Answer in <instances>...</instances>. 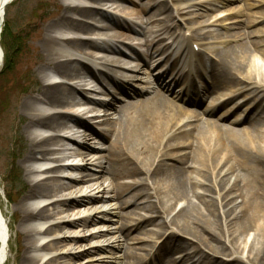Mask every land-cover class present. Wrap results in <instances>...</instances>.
Wrapping results in <instances>:
<instances>
[{
	"label": "bare ground",
	"instance_id": "6f19581e",
	"mask_svg": "<svg viewBox=\"0 0 264 264\" xmlns=\"http://www.w3.org/2000/svg\"><path fill=\"white\" fill-rule=\"evenodd\" d=\"M7 1L0 0V40ZM58 1L57 11L43 19L44 11L32 25L39 29L31 62L39 81L30 82L18 73L5 89L4 104L11 96L18 113L12 128L17 131V123H22L26 136L21 151L11 158L14 164L20 161L28 180L25 195L11 201L16 203L11 217L17 218L22 233L18 250L22 242L26 252L47 250L50 242L38 247L33 237L59 228L66 232L51 245H78L60 264L90 254L78 251L87 237L76 231L110 220L103 214H111L112 207L102 214L98 200L103 197H93L88 191L103 176L109 184L102 191L103 184L95 190L108 192L112 187L115 195L109 200L116 199L119 208L133 207L121 218L140 209L136 200L141 195H145L141 209L155 213L138 219L134 230L140 228L144 235L137 239L142 247L140 253L128 249L124 264H264V27L233 33L236 43L224 50L214 47L219 34L212 35L211 44L202 43L198 66L206 67L207 51L215 59L207 62L210 83L200 92L189 93L188 88H193L190 62L178 65L191 41L203 42L212 34L199 33L197 28L190 38L183 36L184 50L175 57L167 55L173 70L170 76L169 69L163 68L144 82L147 87H138L137 82H143L137 75L140 67L147 66L153 56L149 49L141 53L133 49L134 37L143 35L145 43L153 44L163 33L174 35L178 26H162L153 14L145 16L149 5L124 14V5L136 6L134 0ZM243 8L257 9L245 13L246 19L240 21L245 26L264 19V0H247ZM125 40L130 46L123 45ZM162 51L167 52L164 47ZM133 57L139 64L129 61ZM3 61L0 42V70ZM54 75L60 81L51 82ZM102 81L104 87L95 91ZM176 84L182 95L189 93L180 104L170 103L160 91ZM233 86L238 94L228 90ZM241 95L245 101L234 102ZM205 97L204 108L195 110ZM83 106L87 108L79 109ZM222 109L223 114L213 117ZM237 111L241 119L226 121L234 127L224 125ZM74 126L83 131H75ZM38 127L48 135L36 131ZM7 137L3 139L8 142ZM99 140L107 146H92V141ZM69 157L79 161L65 164ZM41 199L43 205L37 203ZM180 201L183 205L171 215ZM88 208L96 209L94 215L81 218ZM57 215L61 216L56 222L40 228ZM145 224L156 230L143 229ZM168 230L158 248L147 237L160 239ZM8 242V223L0 209V264L6 263ZM105 249L104 245L97 248ZM173 251H177L175 256ZM26 252L24 264H39L40 259ZM56 261L52 258L44 264Z\"/></svg>",
	"mask_w": 264,
	"mask_h": 264
},
{
	"label": "rangeland",
	"instance_id": "374dc122",
	"mask_svg": "<svg viewBox=\"0 0 264 264\" xmlns=\"http://www.w3.org/2000/svg\"><path fill=\"white\" fill-rule=\"evenodd\" d=\"M134 1L136 3V6H132L129 3H126L124 5V14L130 13L131 10L139 11L140 6L142 5H149V9L147 8L145 16L153 14L154 19L159 20V25L162 26L168 23L176 24L178 26V29L174 35L171 36L168 33H163L161 34L159 41H155L153 44L145 43V38L143 35H137L136 37H134L135 40L132 41L133 46L131 45V47L139 53L145 51L146 49H149L153 56L152 59L147 62V66L143 64V66L140 67V73L137 75L143 80V82H137L136 85L138 87H147L144 82L150 80L153 76L156 75L157 72L161 71L163 68L169 69L168 76H170L173 70L170 66L171 61H168V59L166 58L167 55L171 53V55L175 57L176 55H178V52L180 50H184V43L181 42L183 36L184 38L192 36L193 32L196 31L197 28L199 33L210 31L212 34L211 36L209 35L205 37L203 42L191 41V43H189V46L187 47V50H189L190 48L192 51L187 52V50H185L183 55L179 58L178 65H181L183 61H185L186 63L190 62V64L193 66V71L191 72V77L193 78V88H188L189 93L200 92L203 90L204 84H206V82L207 84L210 83L209 70L207 68V64L210 60L215 59L213 53L207 51L205 52L204 56L206 61L209 59L207 61L208 63L206 62V67L198 66L199 55L203 49L202 43L211 44L213 42L211 39L212 35L219 34V43H217L214 47L224 50L227 46L234 45L236 43V40H234L232 37L233 33H236L241 30L246 31L264 27V19L248 26H245V23L240 22L241 20L244 21L246 19L245 13H254L257 11V9L246 10L243 8L244 3L247 0ZM58 2V0H14L8 9L7 25L8 27H11L13 34L17 36L18 47L13 61L14 65L10 66V68L6 70L3 76L0 78V209L3 212L8 223L9 232V242L7 249L8 256L5 264H24L23 255L26 251H23L24 249L22 240L21 249L18 250L19 237H21L22 239V233L21 228L17 222V218L16 221H14V218L11 217L16 208V203L13 204V202L11 201L12 199L16 200L18 198L20 200L25 195V187L28 184V180L25 176V171L20 165V161H16L15 164L11 161V158H13L14 155L18 154V152H20L23 148L22 146L23 143L26 142V136L23 132L22 123H17V131L12 128V123L15 124L18 121V113L16 114L17 108H15L13 100H10L11 96L9 100L8 98H6L7 105L4 104L6 94L5 89L11 82L10 78L18 73L22 77H26L30 82L39 81V77L36 75L33 70V66L31 65V62L35 57V47L37 46L35 36L38 33L39 29L36 30L35 28H32V25L37 23L39 15H42L44 11L46 14H44L43 19H47V17L51 13L57 11L59 7ZM237 12H242L244 15H236ZM143 21H146V19L144 18ZM143 25L145 24L143 23ZM128 42L129 40H125V43L123 45L130 46ZM163 47L165 50H167V52L162 51ZM129 61L133 65L139 64L140 62L139 60L134 59V57L130 58ZM104 84L105 81H102L101 86L98 85L94 88L95 91L103 88ZM179 85L180 84L173 85L170 90H167V88L163 89V87H160L162 95H164V97H166V99H168L167 101H170V103L180 104V99H185L186 97L188 98L189 93H185L184 95H182V92L180 91L181 87H179ZM228 90L232 91L234 94H238L237 88L234 86ZM179 95H181V97H179ZM244 97H242L241 95L237 97L234 102H244ZM203 101V104L200 107H196L195 110L201 111L204 108L206 97ZM7 107L9 108V110L4 112V109H6ZM12 109L15 110V116H13ZM222 112H224L223 109L220 110L213 117L223 114ZM239 113L240 111L230 114L227 120L224 121V125L230 126L226 123V121H234L235 118L239 116ZM239 118L241 119L242 117L240 116L238 117V119ZM245 123L246 122H243L241 125H244ZM93 124L94 126H96L97 122ZM7 136H9L10 138L8 139V142L5 141L8 138ZM91 144L92 146L97 147H99L100 145L107 146L106 142L104 143L100 140L92 141ZM69 149H72L71 146H69ZM99 155L100 154L97 153L95 158ZM72 161L78 162L79 159L69 157V162ZM189 170H191V168H189ZM102 178L103 176L101 177V179L97 180L96 183H91L89 185L91 189H88V191H90V195L93 197H103L102 200H98V207L103 210L102 214L112 207V209L110 210L111 214H103L107 218H110V220L98 222V226H96V228H92V226H89V228L87 229H78L76 231L80 237H87V240H84L81 243V247L78 249V251L85 250L89 251L90 254L83 255L81 257L79 256L78 258H75L70 264H124L125 259L123 255L125 252H127L128 249L135 248V250L140 253L138 251V248L142 247V244L137 242V239L142 238L144 235L141 234L140 228L134 230L135 226L137 225L138 219L145 216H155L154 212L147 210L146 208L141 209L145 202V200H143L145 198V195H141L136 200L140 209H136L135 214L129 215L126 218H121V214H125L129 210L133 209V207L131 206L128 208H119L120 203H118L116 199L112 198L109 200L110 196L115 195V191L112 189V187H110L108 192L105 191L99 193V190H95L100 184H103V187H101L100 190L102 191V188L106 187L109 184V181L104 182ZM125 181L128 182L130 180ZM148 183L150 184V182ZM91 190L93 191L91 192ZM135 190L136 189L128 191L126 193V197L132 195ZM6 194H9L10 200L7 199ZM211 195L214 196L213 194ZM239 201L240 199L237 200V203H239ZM182 205V201L176 203L174 206L175 209H172L171 215L177 212ZM49 210H51V208H49ZM95 210L96 209L94 208H88L86 211L81 212L80 217L83 219H87L88 217L94 215ZM102 214H97V216L101 217ZM60 216L61 215H57L55 217V221L53 220L41 223L40 228L45 229L49 227L53 222H56ZM121 228H132V230L128 232V234H126V231H124L125 229L120 232H117L121 230ZM143 229L147 231L156 230V228L151 224L146 225ZM107 230H111L112 233H107ZM64 232L66 231H60L59 228H54L53 232H51V234L47 236L35 235L33 239L36 241V246L39 247L42 244L50 242V247L47 250H43L41 252H33L32 250H28L26 252V255L36 256L38 259H40L39 264H44L52 258H57V261L54 262V264H60V262L65 261L63 260V257L71 255L69 254V251L72 249H77L78 245L74 246L71 243H65L62 245L59 244L56 246L51 245L53 242L56 241V238L60 239ZM168 232L169 230L164 236H160V239L159 236L156 235H147V237L148 239L150 237L152 241L156 242V248H158L159 245L167 237ZM98 233H101V235L98 236ZM116 237H119L118 240L115 239ZM119 243H121L120 245L122 246L120 250L116 248ZM102 245L107 247V250H97V248L101 247ZM176 254L177 251L171 252L172 256H175ZM183 264H186V262H184Z\"/></svg>",
	"mask_w": 264,
	"mask_h": 264
},
{
	"label": "trees",
	"instance_id": "16d2710c",
	"mask_svg": "<svg viewBox=\"0 0 264 264\" xmlns=\"http://www.w3.org/2000/svg\"><path fill=\"white\" fill-rule=\"evenodd\" d=\"M8 13V9L6 10V15ZM7 20H5V25L3 28L2 36H1V45L5 51L4 57V67L0 72V78L3 76L4 72L10 68V66L14 65L15 53L17 52L18 47V38L15 34L12 33L10 27L7 25ZM7 195V194H6ZM8 200L9 194L6 196Z\"/></svg>",
	"mask_w": 264,
	"mask_h": 264
},
{
	"label": "water",
	"instance_id": "95a60500",
	"mask_svg": "<svg viewBox=\"0 0 264 264\" xmlns=\"http://www.w3.org/2000/svg\"><path fill=\"white\" fill-rule=\"evenodd\" d=\"M10 1H11V0H8V1L5 3V5L8 4Z\"/></svg>",
	"mask_w": 264,
	"mask_h": 264
}]
</instances>
